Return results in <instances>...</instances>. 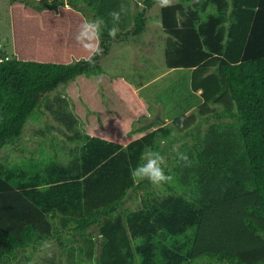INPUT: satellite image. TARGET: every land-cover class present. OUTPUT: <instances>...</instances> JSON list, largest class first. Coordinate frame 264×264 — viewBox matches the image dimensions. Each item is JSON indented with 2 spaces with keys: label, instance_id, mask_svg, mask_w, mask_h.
Returning <instances> with one entry per match:
<instances>
[{
  "label": "trees",
  "instance_id": "1",
  "mask_svg": "<svg viewBox=\"0 0 264 264\" xmlns=\"http://www.w3.org/2000/svg\"><path fill=\"white\" fill-rule=\"evenodd\" d=\"M154 3L144 0L128 33L145 31ZM160 16L165 63L187 74L169 89L171 124L150 129L137 126L149 115L140 93L100 64L106 23L90 65L75 39L92 20L81 0H10L15 56L0 37V152L19 144L58 89L66 96L52 111L73 146L40 143L0 161V264L48 241L69 264H264V0H179ZM197 104L218 120L180 143L199 126ZM149 150L174 176L163 196L131 176ZM140 191L143 206L127 209Z\"/></svg>",
  "mask_w": 264,
  "mask_h": 264
},
{
  "label": "rangeland",
  "instance_id": "2",
  "mask_svg": "<svg viewBox=\"0 0 264 264\" xmlns=\"http://www.w3.org/2000/svg\"><path fill=\"white\" fill-rule=\"evenodd\" d=\"M81 1L82 10L89 14L92 20L103 18L109 28L114 26L109 13L118 11L121 4L126 6V12L121 15L120 23L115 25L118 28V33L115 39H109V51L100 57V64L108 75L128 79L148 106L149 115L138 123V127L145 126L154 129L159 126L158 123L171 124V112L176 103L168 101V98L176 99L169 89L187 73L179 71V69H171L165 63L167 34L161 26V8L154 3L151 8L147 9L145 31L133 35V33H128L133 30L135 25L133 14L144 7V0ZM88 2L97 3L95 11L88 7ZM0 37L4 55L15 56L10 22V0H0ZM101 48L103 49V47ZM50 100H53V97ZM42 110L40 119L27 123L19 144L7 146L1 150L0 161L6 160L12 163L20 161L23 157H29L30 151L38 149L40 143H43L48 151L56 146H73L67 139L69 130L65 123L57 119L49 110L45 108ZM194 112L199 126L190 134L180 136V143L192 142L198 128L200 132H204L210 123L218 120H215V116H201L198 104ZM222 121L230 122L231 120L224 119ZM79 127H81V123ZM41 129L42 132H40ZM153 190L156 196L164 195L161 186L153 185ZM144 198V191H140L136 200L131 202L127 209L141 208ZM45 244H50L51 247H46ZM45 244L36 250L30 248L27 252L22 253L20 260L14 264H69L67 255L63 253L56 241H48Z\"/></svg>",
  "mask_w": 264,
  "mask_h": 264
},
{
  "label": "clouds",
  "instance_id": "3",
  "mask_svg": "<svg viewBox=\"0 0 264 264\" xmlns=\"http://www.w3.org/2000/svg\"><path fill=\"white\" fill-rule=\"evenodd\" d=\"M177 0H155V4L160 8L172 7ZM142 6V5H141ZM126 12V6L120 5L118 11H112L109 16L113 22V27L108 30V36L115 39L118 28L115 25L121 21V15ZM105 21L103 18L95 20H84L80 25L76 34V41L84 49L87 55L84 57L85 62L90 65L96 63V57L103 52L101 48V37L103 35V27ZM102 82V77H97V83ZM177 158L183 161L185 166H191L187 154L177 151ZM142 163L131 170V176L135 182L147 180L155 186H162L174 182V176L166 173L165 163L166 158L160 151L149 150L141 154ZM46 247H51L50 244H45Z\"/></svg>",
  "mask_w": 264,
  "mask_h": 264
},
{
  "label": "crops",
  "instance_id": "4",
  "mask_svg": "<svg viewBox=\"0 0 264 264\" xmlns=\"http://www.w3.org/2000/svg\"><path fill=\"white\" fill-rule=\"evenodd\" d=\"M60 93H62V94H60ZM61 96H63V97L66 96V94L64 93V91L62 89L61 90H59V89L55 90L54 92L46 95L44 98V101H43L42 108H45L46 110L49 109V111L53 114L54 111H52V109L54 108V110H56V108L59 106L57 101H58V98ZM51 97H53V100H50Z\"/></svg>",
  "mask_w": 264,
  "mask_h": 264
}]
</instances>
